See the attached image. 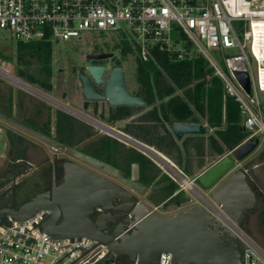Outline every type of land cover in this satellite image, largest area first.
Masks as SVG:
<instances>
[{"label": "flooded vegetation", "instance_id": "flooded-vegetation-1", "mask_svg": "<svg viewBox=\"0 0 264 264\" xmlns=\"http://www.w3.org/2000/svg\"><path fill=\"white\" fill-rule=\"evenodd\" d=\"M73 48L78 52L62 58L37 56V69L27 66L20 72L16 94L0 89V112L15 120L0 117V210L18 209L38 197L50 200L55 189L69 186L66 180L91 174L128 191L110 209H96L95 216L109 219L110 234L133 225L135 208L172 217L167 216L171 207H184L189 198L168 172L209 164L214 132L203 124L204 135L178 139L172 126L194 122L178 117L186 89L174 85L169 72L141 70L113 46ZM91 66L105 69L92 72ZM117 67L123 68L122 77L114 72ZM120 78L129 94L146 105L111 104L107 92ZM86 89L103 98L88 99ZM72 186L89 187L85 182Z\"/></svg>", "mask_w": 264, "mask_h": 264}, {"label": "built area", "instance_id": "built-area-1", "mask_svg": "<svg viewBox=\"0 0 264 264\" xmlns=\"http://www.w3.org/2000/svg\"><path fill=\"white\" fill-rule=\"evenodd\" d=\"M0 29L10 31L19 43L45 44L74 42L84 32L121 31L133 37L124 42L142 62L155 61L157 54L176 61L201 55L220 78L224 100L238 103L247 140L261 135L264 141V104L259 98L264 93V0H0ZM212 49L220 52L225 69L210 55ZM7 67L0 57V77L17 86L19 80ZM235 71L249 74V94ZM244 171L248 174V169ZM168 174L193 206L205 207L235 234L242 264H264V250L214 203L210 193L196 186V178H187L181 170ZM49 213L41 210L24 222L11 217L4 221L0 264H106L108 249L96 241L49 236L42 227ZM107 260L120 264L113 254ZM159 264H173L172 255L162 253Z\"/></svg>", "mask_w": 264, "mask_h": 264}, {"label": "water", "instance_id": "water-1", "mask_svg": "<svg viewBox=\"0 0 264 264\" xmlns=\"http://www.w3.org/2000/svg\"><path fill=\"white\" fill-rule=\"evenodd\" d=\"M100 58V56L96 57ZM92 72L102 73L104 67H89ZM114 72L123 75V68ZM244 90L251 92V81L246 72H233ZM116 81L107 96L113 105H146L126 90L124 79ZM88 99H100L94 90H85ZM0 117L14 119L0 112ZM178 139L185 135H204L206 128L200 123H180L172 126ZM259 146V139H249L210 168L196 180L200 187L211 192L217 206H222L225 214L241 226L245 214L258 205V197L253 190L248 175L238 169ZM83 176V175H82ZM83 179H68L65 188L55 189L50 200L38 197L18 209L0 210V227L11 217L24 222L41 210L50 213L42 223L45 232L54 239L88 238L108 249V256L126 257L134 264H159L162 253L172 255L173 264H242V251L238 238L203 206L195 205L188 210L179 211L172 217L138 213L133 222L134 228H125L110 234L106 227L108 218L96 215V209H110L118 198L127 196L122 190L102 178L86 174ZM85 182L89 187L76 188L72 185ZM96 218V219H93ZM104 262L108 264V260Z\"/></svg>", "mask_w": 264, "mask_h": 264}, {"label": "rangeland", "instance_id": "rangeland-1", "mask_svg": "<svg viewBox=\"0 0 264 264\" xmlns=\"http://www.w3.org/2000/svg\"><path fill=\"white\" fill-rule=\"evenodd\" d=\"M242 36V35H241ZM128 38H132V36L126 35L124 32H113V31H107V32H84L83 36L74 41V42H59L57 44H45L47 47H51L50 50L48 49V52L45 50L41 52L40 55H38L36 52H33V49L28 47H20V43L17 42L14 37L12 36L11 32L8 30L0 29V57L3 59V61L7 62L8 64V70H10V74L17 79H20V72L23 70H28L27 66H32L30 69H37L38 63L36 60L37 56H46V55H52L57 58H62L68 54H71L73 52H78L76 48H73L74 46H77L80 44L81 46L88 47L92 46L94 44H98L101 46H113L117 47L119 49L118 53L126 54V50L124 47H129V45L124 42L128 40ZM77 42L78 44L73 45ZM37 44V43H35ZM31 46V45H30ZM75 49V50H73ZM80 51V50H79ZM125 51V52H123ZM233 54V52H231ZM130 55L133 60L137 62L133 50H130V52L127 54ZM210 55L219 63V65L225 69L224 67V61L221 58V54L217 49L210 50ZM41 60V59H39ZM29 62V65H28ZM132 62L131 66L134 68L136 67V64ZM209 69V66L206 65ZM252 67L255 72V64L252 62ZM214 74L211 72H206L204 74L205 82L213 80ZM199 80L196 79L192 82L193 84L197 83ZM189 86V87H190ZM188 86L181 87L182 89L189 88ZM207 87V86H206ZM205 87V88H206ZM0 89L6 90L9 92V94H16L19 90L18 87L7 81L5 78L0 77ZM260 101L264 104V93H259ZM193 105V104H192ZM225 120V117H224ZM207 128L210 130L211 133L214 132V137H217L216 135V129L210 128L208 124L204 123ZM227 124L223 123V128L226 129ZM251 133V132H249ZM257 139H259V146L242 162H240L239 167L236 169H240L243 166H248V174L249 175V181L250 184L255 191L258 199H259V206L257 205L253 210L249 211L246 215V218L244 222L241 224V228L249 234L257 243L258 245L264 250V141L262 140V136L258 135ZM231 150L225 149V152L222 156H215L214 159L208 161L209 164H205L204 166H200L198 170L195 169H188L182 170L183 174L189 178V179H195L197 174L201 171H203L205 168H207L210 165H213L216 161L220 160L224 156L228 155ZM171 163V162H170ZM169 179L170 176H169ZM178 190H180L181 187L178 185L176 186ZM182 194L189 198L188 194L185 191H182ZM188 205L178 208L175 205L171 207L169 210V213L167 216L170 215H176L179 211H185L188 210L190 207H192V203L189 199ZM121 264H125L124 262H121Z\"/></svg>", "mask_w": 264, "mask_h": 264}, {"label": "trees", "instance_id": "trees-1", "mask_svg": "<svg viewBox=\"0 0 264 264\" xmlns=\"http://www.w3.org/2000/svg\"><path fill=\"white\" fill-rule=\"evenodd\" d=\"M19 45L20 47H28L30 50L32 48L33 52H36L38 55L44 50L48 52V49L50 50L51 48L45 46V43L20 42ZM124 48L126 54L131 50L130 47ZM137 63L139 65L138 68L141 70L169 72L174 85L180 88L189 87L194 80H199L194 84V88L190 86L185 90L186 99H183L184 102H182V106L178 111V114H180L178 117L184 121L190 120L194 123H206L210 128L216 129L217 137H214L215 156H222L225 149L232 150L248 138L249 134L241 124L238 103L232 98L224 100L223 86L220 78L214 76L213 80L209 81V84L205 82L204 74L206 72L213 73V71L203 56L195 55L192 59L176 61L157 54L155 61L142 62L137 59ZM206 65L209 66V69ZM165 85L170 86L168 83H165ZM185 101H188V103ZM175 112L177 113L176 107ZM224 121L227 124L226 129H222ZM121 262L133 264L126 257L119 258V263L121 264Z\"/></svg>", "mask_w": 264, "mask_h": 264}, {"label": "crops", "instance_id": "crops-1", "mask_svg": "<svg viewBox=\"0 0 264 264\" xmlns=\"http://www.w3.org/2000/svg\"><path fill=\"white\" fill-rule=\"evenodd\" d=\"M246 140H247V139H246ZM246 140H245V141H246ZM245 141H244V142H245ZM218 161H219V160H218ZM216 162H217V161H216ZM216 162H215V163H216ZM215 163H214V164H215ZM204 171H205V170H203V171L199 172V173L197 174V176H196V177H198L199 175H201V174H202Z\"/></svg>", "mask_w": 264, "mask_h": 264}, {"label": "bare ground", "instance_id": "bare-ground-1", "mask_svg": "<svg viewBox=\"0 0 264 264\" xmlns=\"http://www.w3.org/2000/svg\"><path fill=\"white\" fill-rule=\"evenodd\" d=\"M188 188L190 189L191 187L189 186Z\"/></svg>", "mask_w": 264, "mask_h": 264}]
</instances>
